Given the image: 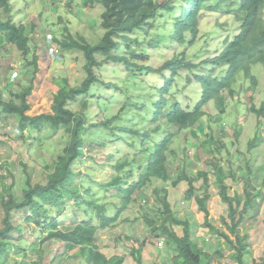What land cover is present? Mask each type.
Listing matches in <instances>:
<instances>
[{
    "label": "rangeland",
    "instance_id": "1",
    "mask_svg": "<svg viewBox=\"0 0 264 264\" xmlns=\"http://www.w3.org/2000/svg\"><path fill=\"white\" fill-rule=\"evenodd\" d=\"M232 1L236 5L237 0ZM205 5L199 16V35L194 43L189 42L190 37L184 44L173 42L170 36L166 41L162 39V34H169L174 28L173 17L166 16L156 27L136 31L131 36L130 51L124 48L126 42L121 40L124 47L114 52V55L136 57L131 61L139 66L129 68L124 62L98 56L103 65L95 72L102 76V81L94 83L87 94L69 104L85 116L87 125L86 157L76 163L78 186L86 200L92 197L101 202H112L108 208L111 215L115 213L111 204L117 202L118 192L115 188L109 189L105 183L117 174L115 165L130 160L133 166L121 174L124 182L134 181L140 172L137 166L145 164L155 143L162 141L164 132L172 127L165 123L163 116L155 118V105L161 99V90L172 71L153 69L183 52L197 65L194 69H181L170 92L165 95L169 101L175 97L191 111L200 99L198 74L208 72L206 61L216 56L226 40L238 33L235 16L228 12L231 0H207ZM104 11L100 0H9L8 10L0 0V16L25 24L31 38V51L23 55L0 33V90L6 98L19 100V93L32 85L28 96L31 106L26 114L52 113L59 88L66 84L80 86L87 78L84 52L67 49L64 43L75 39L97 44L106 31L102 26ZM179 13L177 8L175 15ZM262 15L264 18V10ZM51 45L58 46L60 59L49 56ZM34 56L38 57L36 72ZM252 71L258 79L256 88L253 89L251 80L240 73L235 94L224 92L227 98L225 113H219L215 102H210L199 120L201 127L196 122L177 132L172 145L176 155L169 157L173 178L185 169L194 180L196 195H209V219L222 230H226L222 219L228 217L229 205L222 198L212 163L219 162L224 168L230 196L242 195L244 204L247 190L250 191L252 200L240 226L241 234L247 236L250 246L245 258L248 263L264 256V117L251 108L253 104L259 108L264 103V68L256 64ZM14 73L16 79L12 81ZM19 121L18 115L6 114L0 106V163H3L0 164V218L3 216L2 195L11 190L21 199L28 178L33 183L46 182L49 167L64 154L71 139L64 127L54 129L46 124L40 130L22 131ZM171 130L178 128L174 126ZM204 172L208 175L207 183L202 177ZM189 185L184 180L174 187L154 179L136 193L135 200L115 225L100 230L98 247L108 256H125V264H138L131 251L134 246L141 245L143 264H172L174 249L152 233L147 223V218L161 217L162 206L156 190L166 188L176 217L189 221L194 241L213 256L212 264L233 263L234 250L224 238L205 227V214L198 208L195 196L191 200L186 197ZM67 204L62 214L54 211L61 229L73 228L86 218L84 211L87 210L98 223L99 217L93 208L75 204L74 200ZM25 216L24 212H19L13 219L27 230L19 235L17 242L28 250L13 251L12 258L1 264H89L76 256L77 247L58 240L43 245L45 256L43 262H39V254L32 250V245L43 237L44 227L36 225L35 221L28 222ZM173 229L182 234V226ZM206 260L204 258V264Z\"/></svg>",
    "mask_w": 264,
    "mask_h": 264
},
{
    "label": "trees",
    "instance_id": "2",
    "mask_svg": "<svg viewBox=\"0 0 264 264\" xmlns=\"http://www.w3.org/2000/svg\"><path fill=\"white\" fill-rule=\"evenodd\" d=\"M5 9H9V0H1ZM207 0H100L105 11L102 14V26L106 30L103 38L97 44H90L79 40H70L64 43L67 49H78L86 56L85 69L87 78L80 86H69L68 84L59 88L54 97L52 113H44L37 116H29L26 112L30 109L28 96L31 94L32 85L25 91L19 93V100L8 99L0 90V106L9 115L20 117L19 126L22 131L29 128L40 130L44 125L50 124L54 129L64 127L70 134L69 146L64 154L59 155L53 167H49L47 181L44 183H33L31 178L27 180V186L23 191V197L18 199L10 190L2 195L3 216L0 218V264L12 258L11 254L15 250H28L21 247L19 235L27 232L24 225L14 222V215L19 212L26 214L25 220L35 221L36 225L44 227V235L32 245V250L39 254V262H43L45 253L43 245L51 240H58L70 243L78 248L77 255L89 264H125V256L115 254L108 256L97 245L98 234L101 229L115 225L121 215L128 209L135 200L136 193L154 179L171 183L176 187L180 182L186 180L190 185L186 193L188 199L195 196L198 208L204 212L205 227L209 228L222 238L229 247L234 250L233 263L231 264H264V256L253 259L251 262L245 260L250 246L247 243V236L241 234L240 226L244 220V213L247 211L252 194L247 190L246 201L243 204L242 195L230 196L228 185L224 175V168L219 162H213L215 173L220 182L222 198L228 202V217H223L222 222L226 230L214 225L209 219V209L207 206L209 195H196L194 192L193 179L187 170H183L173 178L169 166V157L176 155V150L172 147L176 134L179 130L189 128L191 124L199 123L204 108L212 101L215 102L219 113H225L227 98L224 92L234 95L235 84L238 75L251 80L253 89L258 83L257 77L252 71V67L261 64L264 68V0H237L234 5L231 0L228 12L234 14L238 23V33L233 38H228L223 48L216 56L210 57L207 61L209 65L207 73L198 74V82L201 87L200 99L193 110H187L182 103L172 98L171 101L165 97L170 92L176 76L181 69H194L192 61H189L185 53L175 55L166 61L163 66L153 71L171 70V77H167L162 88V97L155 105V118L163 116L165 123L172 127H177V131L168 130L164 132L163 139L155 143L151 155L145 159V164L137 166L140 172L137 178L132 181H123L122 172L128 167H132L130 160L124 163H117L115 171L117 174L105 183L109 189H116L118 192L117 202L115 201L113 215L109 214V204L112 202H101L92 197L86 200V196L80 190L77 182V161L85 156L87 129L86 119L83 114L74 111L69 104L77 101L87 94L94 83L102 81V76L95 72L101 67L103 62L98 60V56H105L108 61L124 62L129 68L139 66L132 63L134 57L115 54L116 50L124 47L122 41L126 42V50H131L130 41L136 31H148V27H156L160 19L166 16L173 17L174 28L169 34H162L165 41L171 38L173 42L185 43L190 37V43H194L199 35V16L206 7ZM226 1V0H222ZM177 8L180 9L178 16L175 15ZM0 33L5 35L6 42L16 47L23 55H28L31 51V38L25 24L17 23L12 19H4L0 16ZM156 35V34H155ZM160 36V35H159ZM170 36V37H169ZM169 37V38H168ZM138 39V37L136 38ZM154 39V38H152ZM122 40V41H121ZM130 55V54H129ZM38 57L34 56L33 63L35 71L38 70ZM220 68L219 71L217 69ZM252 110L259 116L264 117V103L257 108L251 106ZM130 173V172H129ZM205 182H208L206 172L202 173ZM168 185V184H167ZM249 188V185H248ZM168 189L156 190L162 209L158 219L147 218L151 232L157 237L166 241L167 245L174 249L172 264H212L213 256L204 251L192 237L191 226L188 220L176 217L172 204L168 199ZM74 200L80 206L88 205L96 210L99 221L96 224L92 213L84 211L86 218L76 223L71 229H61L59 227L57 213L62 214L67 207L68 201ZM244 205L243 210L240 207ZM182 226V234L173 227ZM234 236L235 238H232ZM220 254V253H217ZM131 255L138 264H143V248L141 245L134 246ZM41 262V263H42ZM26 264V263H22Z\"/></svg>",
    "mask_w": 264,
    "mask_h": 264
},
{
    "label": "built area",
    "instance_id": "3",
    "mask_svg": "<svg viewBox=\"0 0 264 264\" xmlns=\"http://www.w3.org/2000/svg\"><path fill=\"white\" fill-rule=\"evenodd\" d=\"M48 54L50 57H52V59L58 58L60 59L61 57L59 56V49L58 46L56 45H51L48 47ZM16 79V75L15 73L11 76V80L14 81ZM3 164V163H0ZM163 244V241L160 242V245Z\"/></svg>",
    "mask_w": 264,
    "mask_h": 264
},
{
    "label": "crops",
    "instance_id": "4",
    "mask_svg": "<svg viewBox=\"0 0 264 264\" xmlns=\"http://www.w3.org/2000/svg\"><path fill=\"white\" fill-rule=\"evenodd\" d=\"M201 127V126H200Z\"/></svg>",
    "mask_w": 264,
    "mask_h": 264
}]
</instances>
